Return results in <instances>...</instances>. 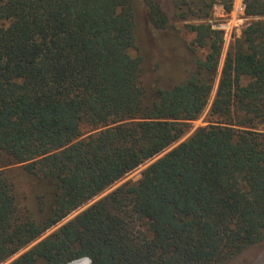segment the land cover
Here are the masks:
<instances>
[{
    "label": "trees",
    "instance_id": "1",
    "mask_svg": "<svg viewBox=\"0 0 264 264\" xmlns=\"http://www.w3.org/2000/svg\"><path fill=\"white\" fill-rule=\"evenodd\" d=\"M144 1L154 27L173 26ZM222 1L171 0L174 20L201 19L184 26L204 56L147 101L134 0H0V264L189 130L218 73ZM244 3L258 18L227 51L210 122L10 264H223L264 240V0Z\"/></svg>",
    "mask_w": 264,
    "mask_h": 264
},
{
    "label": "rangeland",
    "instance_id": "2",
    "mask_svg": "<svg viewBox=\"0 0 264 264\" xmlns=\"http://www.w3.org/2000/svg\"><path fill=\"white\" fill-rule=\"evenodd\" d=\"M158 1L162 5L166 14L169 16L171 24H173V26H169L166 29H159L154 27L148 18L145 1L134 0L137 21L136 34L139 51L134 49L133 53L135 54L139 52L143 58L142 80L146 89L147 101L152 97L153 90L157 85L162 87H170L175 83L182 81L185 76H187V70L189 68H193L194 63L193 61H191V58L196 56H204V51L202 49H198V51L192 54L190 46L194 39V33L188 31L184 26L186 22H199L201 21V19L189 18L186 20H174V9L172 7L171 0ZM225 5L226 0L222 1V3L216 4L213 8L211 17L208 18V21L212 22L216 28H222L225 30V41L219 63L218 73L213 90L209 97L208 104L200 114V116L197 119L191 121L189 130L178 141L173 143L167 149L127 173L124 177L111 185L105 191L70 213L57 225L50 228L37 241L22 249L17 254L1 264H10L13 260L18 258L23 252L31 248L38 241L56 231L63 224L75 218L79 213L108 195L117 187L126 182H137L141 178L143 171L152 162L162 157L168 151L177 146L180 142L189 138L198 127L207 125L210 122V108L216 96L220 74L227 51L231 43L235 41L237 37L241 36L242 30L250 22L258 18L257 16H247L245 14L244 0H232V9L229 12L226 11ZM4 169L10 175L11 179L14 181V184L17 187V192L19 195L18 197L21 205H29L32 208L31 211L35 216H42V213L39 211L38 206L34 205V200L36 199L34 190L37 188V184L34 183L33 178L28 175V173L22 168L21 164L19 163L11 162L9 164H6V166H4ZM223 264H264V240L244 249L240 254L225 260Z\"/></svg>",
    "mask_w": 264,
    "mask_h": 264
},
{
    "label": "water",
    "instance_id": "3",
    "mask_svg": "<svg viewBox=\"0 0 264 264\" xmlns=\"http://www.w3.org/2000/svg\"><path fill=\"white\" fill-rule=\"evenodd\" d=\"M84 257H88V256H84ZM88 259H89V263L91 262V259L88 257Z\"/></svg>",
    "mask_w": 264,
    "mask_h": 264
}]
</instances>
